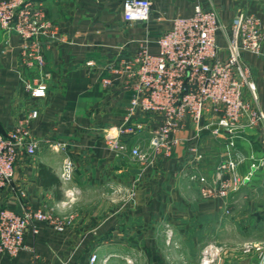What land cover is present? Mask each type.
<instances>
[{"label": "crops", "instance_id": "obj_1", "mask_svg": "<svg viewBox=\"0 0 264 264\" xmlns=\"http://www.w3.org/2000/svg\"><path fill=\"white\" fill-rule=\"evenodd\" d=\"M29 1L44 11L52 31L39 37L44 75L23 63V40L0 30V133L24 125L39 142L33 154L19 155L0 207L17 213L43 209L56 216L72 212L74 218L63 232L37 222L38 231L24 236L26 248L14 257L0 254V264H29L33 258L38 264H91L92 252L98 257L92 264H198L208 243L221 248L215 264H257L258 254L243 253L240 245L264 243V120L233 133L242 156L239 172L249 178L225 197L202 196L224 156V134L204 128L192 139L187 122L175 131L178 141L168 157L151 151L155 120L147 115L137 120L140 131L123 136L128 149L122 153L106 147L104 134L122 124L132 94V79L111 73L109 66L131 59L144 39L155 53L153 40L169 27V19L191 15L196 4H213L223 21L238 8L259 20L260 53L245 52L242 60L256 98L247 88L245 97L264 115V0H151L148 23H126L123 0ZM217 41L225 45L221 34ZM36 78L45 83L43 97L31 96L24 85ZM33 109L38 114L30 118ZM209 120L206 115L203 122ZM57 141L65 148L53 149ZM136 143L144 160L129 151ZM66 154L81 189L71 207L59 206ZM191 173L205 181L190 178Z\"/></svg>", "mask_w": 264, "mask_h": 264}, {"label": "built area", "instance_id": "obj_2", "mask_svg": "<svg viewBox=\"0 0 264 264\" xmlns=\"http://www.w3.org/2000/svg\"><path fill=\"white\" fill-rule=\"evenodd\" d=\"M152 15L151 0H123L122 17L126 23H148ZM0 30L15 33L22 40L21 58L38 76L44 75V56L39 37L52 33L50 22L43 10L34 7L29 0H0ZM221 34L225 45L217 41ZM262 34L259 20L253 15L237 9L226 21L220 18L217 8L196 4L189 16L175 15L169 19V27L153 42L157 51L152 53L149 40L144 39L135 55L128 60L109 66L111 73L126 75L132 79L131 98L124 120L116 128L105 131L104 143L115 153L128 149L123 136L142 129L137 122L140 114L155 120L151 129L149 147L154 154L168 157L178 139L176 130L187 122L192 124L197 139L204 128L215 135L224 134L225 152L216 165L209 189L202 191L203 197H225L230 191L239 189L247 180V174L239 172L242 156L235 149L233 133L244 126H254L264 120L258 107L245 97V88L255 101V87L250 72L242 60L245 52L259 54ZM24 85L31 96L46 94L42 79ZM108 84L110 80L104 79ZM37 110L29 113L37 116ZM208 115L210 120L203 122ZM216 125V127H212ZM29 129L18 125L7 133H0V194L14 176V166L19 155H31L38 146ZM192 142V141H191ZM53 149H64L65 144L55 142ZM195 150V142L189 146ZM131 154L139 160L145 154L138 143L130 147ZM253 166V165H252ZM75 165L70 155L63 157L59 179L63 185V199L59 206L71 207L81 194L74 182ZM190 178L205 181L204 176L190 174ZM228 211L227 208H225ZM74 214L61 216L51 211L26 207L17 213L8 207H0V254L14 257L26 248L24 236L28 231L37 232V222L54 225L57 231H65L72 223ZM243 253L255 251L257 264H264V243L245 242L240 245ZM221 248L215 243L206 244L201 250L198 264H215ZM90 254V263L97 260ZM29 264H38L33 258Z\"/></svg>", "mask_w": 264, "mask_h": 264}, {"label": "water", "instance_id": "obj_3", "mask_svg": "<svg viewBox=\"0 0 264 264\" xmlns=\"http://www.w3.org/2000/svg\"><path fill=\"white\" fill-rule=\"evenodd\" d=\"M212 127H216V125H213ZM238 129H236L235 131H237Z\"/></svg>", "mask_w": 264, "mask_h": 264}, {"label": "rangeland", "instance_id": "obj_4", "mask_svg": "<svg viewBox=\"0 0 264 264\" xmlns=\"http://www.w3.org/2000/svg\"><path fill=\"white\" fill-rule=\"evenodd\" d=\"M74 205V204H73ZM240 250H241V248H240ZM242 251V250H241ZM184 264H189V263H184Z\"/></svg>", "mask_w": 264, "mask_h": 264}]
</instances>
